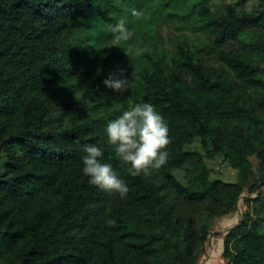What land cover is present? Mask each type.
<instances>
[{
	"label": "trees",
	"instance_id": "16d2710c",
	"mask_svg": "<svg viewBox=\"0 0 264 264\" xmlns=\"http://www.w3.org/2000/svg\"><path fill=\"white\" fill-rule=\"evenodd\" d=\"M222 1L0 0V264H197L210 219L243 194L224 264H264V0ZM122 19L128 41L109 30ZM165 22L176 31L167 43ZM122 69L131 83L119 95L104 81ZM142 103L162 115L171 144L165 166L133 177L106 126ZM195 139L203 153L187 148ZM86 144L125 180L126 199L89 183ZM215 155L236 181L211 179Z\"/></svg>",
	"mask_w": 264,
	"mask_h": 264
},
{
	"label": "clouds",
	"instance_id": "9594fccd",
	"mask_svg": "<svg viewBox=\"0 0 264 264\" xmlns=\"http://www.w3.org/2000/svg\"><path fill=\"white\" fill-rule=\"evenodd\" d=\"M134 17H142V12L133 9ZM109 30L116 34L117 40L128 41L133 33L128 30L125 21L120 20ZM147 49H137L136 55H141ZM131 80L125 76L122 69L118 77L105 79L106 87L124 95L129 91ZM107 143L112 147L119 160L130 165L128 173L133 176H150L153 171H159L169 159L168 147L171 144L168 126L150 103L134 105L130 110L124 111L106 126ZM83 174L89 177V183L109 194H118L120 199H126L130 191L125 180L121 179L111 164L102 163L103 150L94 144L83 145ZM105 223L115 226L114 219Z\"/></svg>",
	"mask_w": 264,
	"mask_h": 264
},
{
	"label": "rangeland",
	"instance_id": "374dc122",
	"mask_svg": "<svg viewBox=\"0 0 264 264\" xmlns=\"http://www.w3.org/2000/svg\"><path fill=\"white\" fill-rule=\"evenodd\" d=\"M223 3L222 0H219ZM158 25V33L163 42L167 43L170 37L176 34V31L173 28L172 22H165ZM186 36L190 39L194 38V35L187 33ZM85 41L86 46L89 51L93 50L91 41L86 37L79 38L78 40ZM108 38L105 37V41ZM68 97H63L60 100V103L56 104L55 109L53 110V116L55 121V126L59 130L65 123L66 119L70 113L67 102ZM192 150H197L204 152L203 143L200 139H195L192 145L188 146ZM206 165L210 171L211 179H218L225 182H234L237 178V172L234 170L228 162H226L221 155H215L213 158L205 159ZM185 168V167H184ZM184 169L175 170V177L185 183V180L182 176ZM248 195L243 194L239 200L236 209L229 213L226 216L221 217H212L209 223V234L203 245L199 247V253L197 257V264H224L226 261L222 257L223 252V240L226 232L236 225L244 214L248 202Z\"/></svg>",
	"mask_w": 264,
	"mask_h": 264
}]
</instances>
